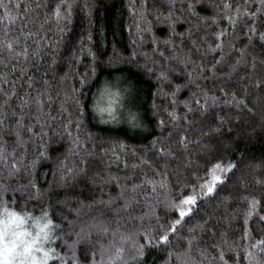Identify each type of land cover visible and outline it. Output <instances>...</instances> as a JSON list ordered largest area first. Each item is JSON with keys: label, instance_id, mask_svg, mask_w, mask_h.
<instances>
[{"label": "snow or ice", "instance_id": "snow-or-ice-1", "mask_svg": "<svg viewBox=\"0 0 264 264\" xmlns=\"http://www.w3.org/2000/svg\"><path fill=\"white\" fill-rule=\"evenodd\" d=\"M179 2L180 9H176L177 0H164L167 12L163 11V6L158 0H151V3L149 0H138V3L137 0H131L128 5V12L135 27L133 32L132 25L128 26L131 43L142 46L147 42V37L151 36V51L159 57L157 60L143 53L146 61H151L154 66L148 67L145 64L140 67L155 76L157 93L171 103V110L165 109L171 121L170 129L176 127L180 120L176 111L178 104H182L185 109V132L180 134L178 142L173 143L171 140V130L165 136V121H157V126L161 129L159 139L167 140L168 147L163 143L158 146L154 140L152 150L156 153L155 160L149 159L145 154L137 158L138 162L129 165L125 159L122 161L123 175H117L111 168L113 163L121 162V155L127 156L125 145L119 144V154L115 149L111 150L112 156L115 157L113 161L108 158V149L87 148V144L93 139L90 135L85 139L80 137L83 117L88 110V106L82 105L80 94L96 76L98 65L95 62L89 65L83 74L66 71L58 84L45 78L43 87L35 90L34 96L31 92L34 77L30 75L27 77L28 90L23 95L17 94L16 81H12L13 87L10 91L0 87V95L3 96L0 100V264H81V252L84 255L83 264H148V256L161 250L165 253L162 257L163 264H239L238 253H242L245 264H264V231L260 238L251 242L253 236L249 224L253 217H258L260 228L264 230V214L257 211L264 201L256 197H245L247 209L243 213L242 248L239 241L230 239L225 230L219 233L218 242L212 245L215 252L209 253L208 248L201 244V237L204 232H211L215 236L214 228L209 226L211 217L190 223L199 208L198 201L214 197L225 183L226 174L234 170L235 165H214L208 172L210 179L201 183L198 191L194 188L193 194H181L178 202L168 172L171 162L177 159V154L187 152L189 144L192 143L187 138V126L192 123L189 115L194 116L199 112L204 116L209 109L216 106L219 99L215 92L208 90L200 81L214 79L217 67L226 62V54L223 51L224 38L235 35L234 30L242 19L245 20L247 39L254 42L253 36L258 31L257 18L264 15V0H256L255 11L251 10L249 0H244L243 6L237 4L235 8L229 0H222V7L213 5L216 14L211 17L212 24L218 25L219 19H222L233 31L230 33L229 28L225 27L215 33L214 44L209 43L203 54L219 51L220 55L214 56L215 62L207 67L202 60L197 62L192 59L190 49L188 53L184 52L185 40L191 41L192 47L198 52L206 41V36H200L199 40L193 38L194 30L198 32L201 25L207 24V17L198 16V5L203 6V0ZM77 7L85 18L91 19L93 6L88 0H83L82 4L78 0H57L52 7L48 0H0V67L10 69L0 71V85L8 84L9 77L17 69L21 76H24L33 63L39 67V61L43 55L48 54V49H51L55 56L73 22L74 9ZM150 16L152 19H149ZM153 20L166 24L169 29L163 41L153 33ZM192 20L196 21L194 25ZM247 21H251V24ZM181 22H188L191 26L185 32L177 33L175 26ZM177 36L180 38L179 44L175 40ZM259 39L264 45V31L259 32ZM87 40L89 46L86 48L84 37H81L80 51H86L95 61L90 47L91 33L88 34ZM29 42L35 45L31 51ZM161 45L164 46L163 49ZM228 46L230 52L227 54L226 83L231 82L234 76L239 77L237 83L251 82L256 64L255 58L251 64L248 63V45L245 48H235L234 41L229 39ZM233 50L239 53L235 62H231L230 53ZM71 58L75 59L77 64L80 63V56L75 49ZM117 59L114 54L109 63ZM135 59L134 52L129 62ZM54 63L55 59L52 61V64ZM261 63H264V60ZM51 66L50 64L49 67ZM242 68L246 69L243 75L240 74ZM177 77L186 79L176 82ZM73 79L78 80L79 87H69V81ZM166 86L171 91L166 92ZM112 87L108 83L101 86L99 98L94 94L96 102L91 105L90 110L99 118L101 124L123 122L132 129H140L143 125L140 113L132 111L131 108L119 115L114 111V106L118 107L122 94L113 91ZM254 87L264 92V79L258 78ZM183 88L194 90L190 91L187 99L178 101V94ZM219 92L226 93V86L221 85ZM244 92L245 95L239 98L237 93L233 92L230 103L240 109L247 108V85H244ZM13 97L19 100V114L13 110L11 118L15 123L5 126ZM105 98L107 104L103 105L100 101ZM53 103H56L57 110L63 116L60 123L69 142V147L62 157L54 159L48 151V145L54 143L60 134L52 132L49 135V129L51 122L57 117L52 116L51 111H44ZM152 107L153 115H157L155 109L158 106L155 102ZM247 110L252 111L251 108ZM26 116L29 118L28 124L24 122ZM73 124L76 136H73L70 128ZM36 126H39V132L36 131ZM25 132L28 134L27 138ZM5 137L13 138L11 148ZM36 137L42 142L35 149L36 154L29 159L28 146L35 144ZM132 155L136 157L137 154L133 152ZM185 159L187 162L184 167L190 166L191 158ZM49 160L53 165L52 179L47 187H42L36 180V171L42 162ZM175 174L179 183V166ZM81 181L98 187L100 197L80 199L74 204L68 200L63 201L66 211H61V222H57L52 214V196L55 194L58 197L63 190L74 187ZM105 185H114L115 194L104 193ZM9 193L12 194L11 200ZM224 199L227 200V197ZM19 201H23V211L17 210ZM30 202L42 205L39 214L27 210ZM10 203L12 206H9ZM59 203L58 201V205ZM161 207L166 214L171 211L173 218L162 221L157 212ZM224 222L231 223L228 214L224 216ZM186 224L189 225L187 233L181 234Z\"/></svg>", "mask_w": 264, "mask_h": 264}, {"label": "trees", "instance_id": "trees-1", "mask_svg": "<svg viewBox=\"0 0 264 264\" xmlns=\"http://www.w3.org/2000/svg\"><path fill=\"white\" fill-rule=\"evenodd\" d=\"M50 7L54 6L57 0H48ZM80 4L83 0H78ZM151 3V0H149ZM88 3L93 6L91 19L85 18L81 14L79 7L74 9L73 22L70 25L67 34L63 37V43L57 49L55 56L52 54V50H47V55H43L39 61V67L33 63L26 75L21 76L19 69H17L10 77L9 82L6 85H0V87L11 90L13 87L12 81H16L15 88L18 95H23L27 87V77L33 76V90L32 95L36 94L35 90L43 87V80L45 78L53 80L58 84L61 76L66 71L71 73L79 72L83 74L85 70L95 62L96 76L89 82V84L82 89L80 99L82 105L88 106V110L83 117L82 127L79 135L82 139L87 138L89 135L93 138L92 142L87 144L88 149L95 148L99 150L101 147L109 150V157L115 161V157L112 156L111 150L115 149L117 154L120 153L119 144L125 145L124 151L127 152V156L121 155V162L113 163L111 171L117 175H123L121 171L124 167L123 160H127L131 165L133 162H138L137 158L147 154L149 159L155 160L156 153L152 150V144L155 140L157 145L163 143L165 147H168V141H161V129L157 126L158 120L165 121L164 134L171 130L173 136L171 140L173 143L178 142L180 134L185 132L184 126V112L185 109L182 104L177 106V114L180 117L178 125L173 128H169L171 124L170 118L167 115L165 109L171 110L170 101L157 93V83L155 76L149 74L145 68L140 65L147 64L148 67L154 65L151 61H146L143 53H147L153 59L159 60L158 56L153 55L151 51L152 37H147V42L142 46H137L131 43V35L128 31V26L132 25L133 32L135 27L133 19L128 12V5L131 0H88ZM138 3V0H137ZM158 3L163 6V11L167 12V6L164 0H158ZM232 7L235 8L237 4L243 6L244 0H229ZM256 0H249L251 10L255 11ZM213 5H220L222 7V0H203V6L198 5V16L207 17V24L201 25L200 30L196 32L194 30V39L199 40L200 36H206V41L203 47L198 52L196 48L192 47L191 41L185 40L184 52L188 53L191 50L192 59L199 62L203 61L205 67L214 63L213 57H218L220 52L209 53L204 55L209 43L215 42V33L222 28L228 27L229 32L233 30L227 25V22L219 19L218 25H213L211 17L214 16L215 9ZM176 9H180V2L177 0ZM149 19H152L150 16ZM196 23L192 20V25ZM251 24V21H247ZM191 25L188 22H181L176 24V32L183 33ZM257 33L253 36V41L250 42L245 35V20L242 19L236 26L234 32L235 35H230L225 39V47L223 49L226 54V62L217 67L215 78L212 80H201L200 83L205 85L206 88L219 97L217 104L214 108L208 110V112L201 116L197 112L194 116L189 115V120L192 121L187 126V138L188 141H192L189 144L187 152H180L177 154V159L171 162L168 169L171 177V184L173 185V192L175 197H181V194L189 195L193 194V189L199 190V185L205 180L210 179L208 172L216 164L226 166L231 163L235 165L234 170L228 172L225 176V183L220 188L219 192L212 198L202 199L198 201L199 208L196 211V216L190 221L195 223L196 220L208 219L211 217L209 226L214 228L215 236L211 232L202 233L201 244L208 248L209 253H214L215 249L212 245L218 242L219 233L221 231H227L228 236L232 240L239 241V246L242 248L244 241L242 239L244 223L243 213L247 209V201L245 197L264 201V92H260L254 87L257 79H264V45H262L259 39V32L264 31V15L257 18L256 22ZM19 27L17 26V33ZM168 27L166 24L157 23L153 20V33L163 41L168 35ZM91 33V51L94 53L95 61L87 55V52L81 53L79 41L81 37H84V44L87 48L89 42L87 40L88 34ZM251 35V33H248ZM55 38V37H54ZM234 41L235 48H245L248 63L251 64L255 58L256 69L252 74V80L244 81L243 84L237 83L239 77L234 76L232 81L226 83L227 77L225 73L227 71L228 61L227 54L230 49L228 46V40ZM176 43H180L179 36L175 37ZM35 47L34 44L29 42V51ZM163 45L161 48L163 49ZM73 49L76 50L80 56V63H76L75 59L71 58ZM135 52L136 59L129 62L130 57ZM118 57L111 64L110 58L113 55ZM231 62H235L239 53L234 50L231 51ZM53 59L55 63L52 64ZM52 65L49 67V65ZM10 69H3L0 67V71H9ZM246 71L245 68L241 69V75ZM186 77H177L176 82H181ZM105 83L112 85L113 91H118L122 94V98L118 101L119 110L117 114L125 112L128 108L132 111L138 112L143 118V125L140 129H132L126 123L118 124H101L99 118L92 113L91 105L96 102L94 99L99 95V89ZM221 85L226 86V93H220L219 88ZM244 85L248 87V95L246 98L247 108H251L249 112L247 108H237L234 103H230L232 93L236 92L238 98L244 96ZM79 87L78 80H70L69 87ZM125 89L127 91H125ZM194 89L183 88L178 94V101L187 99L190 95V91ZM55 91V89H54ZM165 91H171L167 86ZM154 93H157L154 95ZM3 96L0 95V100ZM153 102L158 106L155 111L157 115H153ZM12 107L8 109L9 119L6 120L5 126L12 125L15 120L11 118L13 110L19 114V100L13 97L11 102ZM195 107V105H193ZM45 112L51 111L52 116L57 117L56 120L51 122L52 126L49 129V135L52 132L59 133L55 138V142L48 145V151H50L52 158L62 157L64 151L69 147L68 137L64 133L60 121L63 119L62 114L57 110L56 103H53L51 107H46ZM27 112V110H26ZM25 124L29 123V118L26 116ZM66 122V121H65ZM73 136L77 135L75 125H70ZM218 129V130H217ZM36 131L39 132V126H36ZM207 133V135H205ZM27 138V133H24ZM8 140L9 148L12 147L13 138L5 137ZM199 141V143H196ZM41 139L36 137L35 144H29L27 154L31 159L35 154V149L41 144ZM137 155L134 157L132 153ZM186 157H190L192 163L188 167H184L186 164ZM179 166L181 173L179 177V183H177V177L175 170ZM52 163L51 161H44L38 167L36 171V180L42 187H47L48 182L52 179ZM103 170V166H101ZM259 181V183H257ZM104 193L111 192L115 194V186L105 185ZM11 193L8 194L9 200H11ZM101 192L98 187H93L90 184H86L81 181L74 187H68L63 190L57 197L55 194L51 198L52 214L57 222H61V211H66L63 201L68 200L74 204L75 201L85 198L100 197ZM227 197V200L224 198ZM105 198H107L105 196ZM19 200V197H17ZM58 201L60 202L58 205ZM218 204L220 207H217ZM9 206H12L11 203ZM41 204L36 202H30L27 205V210L39 214ZM227 209V213H226ZM17 210L23 211V201H19ZM258 212L264 214V202H262L258 209ZM158 214L161 216L162 221H166L173 218V213L169 211L167 214L161 207L157 209ZM228 214L231 220L230 224L224 222V216ZM250 233L253 236L254 242L256 238H260L262 230L260 228V222L258 217H253L250 222ZM189 225H184L181 234L187 233ZM165 255L164 251H155L148 256V264H163L162 257ZM239 256V264H245L242 259V253L237 254ZM211 257H209L210 259ZM84 255L80 254L81 264H83Z\"/></svg>", "mask_w": 264, "mask_h": 264}, {"label": "rangeland", "instance_id": "rangeland-1", "mask_svg": "<svg viewBox=\"0 0 264 264\" xmlns=\"http://www.w3.org/2000/svg\"><path fill=\"white\" fill-rule=\"evenodd\" d=\"M99 95L97 96V99L99 98ZM100 102H101V104L106 105L107 104V98L101 100ZM117 109L119 110V108L117 106H114V111H118Z\"/></svg>", "mask_w": 264, "mask_h": 264}]
</instances>
